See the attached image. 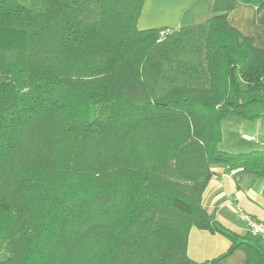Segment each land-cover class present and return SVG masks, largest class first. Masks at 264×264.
<instances>
[{"label":"trees","instance_id":"16d2710c","mask_svg":"<svg viewBox=\"0 0 264 264\" xmlns=\"http://www.w3.org/2000/svg\"><path fill=\"white\" fill-rule=\"evenodd\" d=\"M144 2L0 0V264H264L202 205L215 166L264 176L220 148L226 118L264 124V50L228 22L259 2L140 29ZM193 227L230 248L196 262Z\"/></svg>","mask_w":264,"mask_h":264},{"label":"crops","instance_id":"0c3cea01","mask_svg":"<svg viewBox=\"0 0 264 264\" xmlns=\"http://www.w3.org/2000/svg\"><path fill=\"white\" fill-rule=\"evenodd\" d=\"M261 1L263 0H258L259 3L256 4L238 3L229 13L228 22L243 36L251 38L255 47L264 50V6L260 5ZM213 3L214 0H145L138 27L175 29L183 25L201 23L212 16ZM232 122L240 123L234 119ZM256 123L262 124L261 121ZM224 138L223 130L220 147ZM243 148L245 147L240 146L232 152L256 149L247 147L242 150ZM223 150L231 152L226 148ZM213 170L215 175L209 181L202 197V205L208 215L240 235H244L248 230L240 220L236 208L264 222V176L228 172L222 165L215 166ZM230 246L231 241L225 235L193 227L188 239V254L196 262L203 263L226 253ZM246 258V253L238 249L215 264H245Z\"/></svg>","mask_w":264,"mask_h":264},{"label":"rangeland","instance_id":"374dc122","mask_svg":"<svg viewBox=\"0 0 264 264\" xmlns=\"http://www.w3.org/2000/svg\"><path fill=\"white\" fill-rule=\"evenodd\" d=\"M240 121V123L232 122ZM223 130L225 138L220 148H226L227 150L236 151L240 146H243L242 150L248 148L264 149V124H257L255 121H247L237 117H228L223 121ZM245 136L255 138L256 140H248ZM245 138V139H244ZM262 141L254 142V141ZM259 143V144H257ZM193 200V198H191Z\"/></svg>","mask_w":264,"mask_h":264},{"label":"built area","instance_id":"2783aa9c","mask_svg":"<svg viewBox=\"0 0 264 264\" xmlns=\"http://www.w3.org/2000/svg\"><path fill=\"white\" fill-rule=\"evenodd\" d=\"M245 138H247L248 140H256L255 138L249 136H245ZM236 211L247 230L253 235L260 236L264 241V222L256 219L240 208H236Z\"/></svg>","mask_w":264,"mask_h":264}]
</instances>
